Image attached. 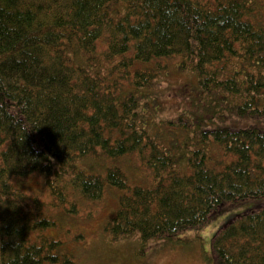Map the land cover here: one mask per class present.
Returning <instances> with one entry per match:
<instances>
[{
    "label": "trees",
    "instance_id": "16d2710c",
    "mask_svg": "<svg viewBox=\"0 0 264 264\" xmlns=\"http://www.w3.org/2000/svg\"><path fill=\"white\" fill-rule=\"evenodd\" d=\"M171 71L194 80L165 89ZM129 154L151 185H130ZM107 186L106 230L144 242L250 203L212 259L264 264V0H0V264H73L43 199Z\"/></svg>",
    "mask_w": 264,
    "mask_h": 264
},
{
    "label": "rangeland",
    "instance_id": "374dc122",
    "mask_svg": "<svg viewBox=\"0 0 264 264\" xmlns=\"http://www.w3.org/2000/svg\"><path fill=\"white\" fill-rule=\"evenodd\" d=\"M193 80L190 74L171 71L162 82L165 89L182 91L181 87L188 86ZM176 99H168L165 103L171 112L175 111ZM137 157L129 154L116 163L126 173L130 185H151V172ZM30 186L34 193H41L42 198L46 196L40 177H34ZM121 194L122 191L107 186L99 201L83 200L76 207L67 203L65 209L54 208L49 205L51 200L43 199L48 203L45 209L57 224L48 232L62 241L65 252L73 253V264H215L212 259L215 234L234 213L243 212L250 205H233L223 213L211 214L204 226L181 232L180 241L144 242L137 233L115 237L106 230V223L115 214Z\"/></svg>",
    "mask_w": 264,
    "mask_h": 264
}]
</instances>
